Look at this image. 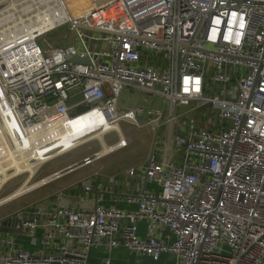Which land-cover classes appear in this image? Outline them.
I'll return each mask as SVG.
<instances>
[{
  "label": "built area",
  "instance_id": "built-area-1",
  "mask_svg": "<svg viewBox=\"0 0 264 264\" xmlns=\"http://www.w3.org/2000/svg\"><path fill=\"white\" fill-rule=\"evenodd\" d=\"M56 1L0 0V189L23 175L30 184L77 148L63 137L87 113L103 114L109 133L124 119L165 129L147 164L126 171L138 182L125 198L136 211L38 202L13 229L35 250L0 232V264H88L98 247L157 264H264V0H90L76 17ZM63 27L75 44L63 34L50 45L45 36ZM124 87L162 96L165 108H121ZM118 135L82 165L126 147Z\"/></svg>",
  "mask_w": 264,
  "mask_h": 264
},
{
  "label": "crops",
  "instance_id": "crops-1",
  "mask_svg": "<svg viewBox=\"0 0 264 264\" xmlns=\"http://www.w3.org/2000/svg\"><path fill=\"white\" fill-rule=\"evenodd\" d=\"M92 1L94 2V0ZM101 1L103 2L99 3V5L97 6H100L101 4H104L106 2L104 0H101ZM66 3H67L66 6L69 7L70 10L74 9V11H71L73 17H76L79 13H81L87 7V5L88 6L91 5L90 0H67ZM121 100L123 99L121 98L120 101ZM149 101H151V98H149ZM134 107H137V106H132V107L129 106V107H121V108L126 109V108H134ZM181 111L182 113H184L187 111V108L182 107ZM81 119L83 120L84 118H81ZM125 122H127L123 126L125 132L122 131V128L120 127V124L118 122L116 125L118 132L111 131L110 133L108 132L102 135V138L101 137L98 139L91 138L90 140L84 143L86 144L87 142H91L94 140L98 141L99 148L96 151L92 153H87L86 155L82 157L69 159L68 162H65L64 165L57 168L56 170H53V172L49 174L48 176L55 174L57 172L63 171L65 169L71 168V167H75L71 172L78 170V169L79 170L85 169L86 171L83 172L80 180L77 181L76 183L72 184L71 186L58 188L57 190H54V191L52 190L49 196H43L41 199L37 200L36 203L44 202V204H46V206H48L50 209L60 207V208H70L73 210H81L85 208H93L96 205L100 204L105 207H115V208L127 210V211H136L137 205L128 204L125 198L128 195L138 193L139 191L138 182L135 178L129 177L126 174V171L136 166L147 164L153 152L154 142L157 137V134L158 133L160 134L159 130L160 129L164 130L165 126L158 130L157 128L151 125L148 126V123L145 119L143 118L140 119V123L137 126L145 127V129H151L152 131L151 133L149 131H146L150 137L146 136L144 140L140 141L141 142L140 144L145 145V148L147 150L143 153L137 154V153L128 152V149L134 145V141H133L134 139L130 136L128 125L134 122L130 120H126ZM142 123H145V124H142ZM111 133H114L118 140L114 144H106V142L104 141V137ZM118 134H120L121 136L123 135L122 137L129 141L126 147L118 148L117 150L113 152L105 154L101 159L95 161L93 164L89 166L82 165V161L86 157H89L101 151L104 147H111L115 145L116 143H118L120 140ZM154 134H155V137H154ZM160 135H162V133ZM71 172H68L67 174ZM52 182H50L49 184H51ZM49 184L41 188H44L48 186ZM85 188H89V189L86 190ZM146 188L147 190L152 191V192L159 191V187L156 184L148 183L146 185ZM3 217H6V215L2 216L0 219H2ZM138 226H139V235L145 238L148 235V228H149L148 222L145 220L140 221ZM7 234L15 235V248L16 249L23 248L29 251L35 250V246H33L30 240L24 235L17 234L13 229H9ZM41 234H42V230H39L37 232V236L40 237ZM105 259H108L110 261V264H157L151 259L141 254L134 253L125 247L93 248L89 255L88 264H103V261ZM164 260H166V256H163V261L160 263H163Z\"/></svg>",
  "mask_w": 264,
  "mask_h": 264
},
{
  "label": "rangeland",
  "instance_id": "rangeland-1",
  "mask_svg": "<svg viewBox=\"0 0 264 264\" xmlns=\"http://www.w3.org/2000/svg\"><path fill=\"white\" fill-rule=\"evenodd\" d=\"M63 34L68 35V38H69L68 43H70V45L75 44L74 36L72 32L69 31V27H63L55 31L54 33L46 35L45 38L47 39V42L50 45L59 46L60 37ZM41 44L42 45L44 44V47L48 48L44 42H41ZM149 97L150 96H148L146 92H143L138 89L130 88V87L129 88L124 87L121 91V98L123 100L120 101V106L121 107L137 106V107H143L145 109L151 108V109H158V110L164 109L166 101L162 96H155L153 98L150 97L151 101H149ZM126 109H129V108H126ZM74 113L75 114L73 115H78L79 110L77 109ZM96 117H97L96 121L93 120L89 122V125H87L86 130L81 127L84 125V122L81 118H78L75 120V124L79 126L77 129L76 128L74 129L80 130V131H87L88 133L81 137H77V135L75 134V136H73L74 138L72 139L71 138L64 139L63 144L66 147L75 145V147L77 148H75V150H72V152L61 155L49 161L45 165H43L41 169L38 170V173L35 175V177L30 182V184H34V183L36 184L40 179L51 174L53 170H56L57 168L64 165L65 162H68L69 159L82 157L86 155L87 153H92L96 151L99 148L98 141L96 140L87 142L84 145L83 144L79 145L82 142L97 136L98 134L102 133L104 130L107 129L103 127V123L97 114H96ZM125 121L126 120L118 121L120 124V127L122 128V131L124 132L125 130L123 126L124 124L127 123ZM75 124H74V127H75ZM142 124H145V123H142ZM128 130H129L130 136L134 139L133 140L134 145L128 149V152L137 153V154L145 152L147 149L145 148V145L140 144L141 143L140 141L144 140L146 136H149L146 131H149L151 133L152 130L145 129V127H141V126L139 127L135 125L134 123L128 125ZM162 132H164V130H160V134ZM154 137H155V134H154ZM117 140L118 139L114 133L108 134L107 136L104 137V141L106 142V144H114L115 142H117ZM58 146H60V144H58L56 147ZM85 171H86L85 169L75 170L69 174L64 175L63 177L52 182L51 184H49L48 186L44 188H39L31 193H28L20 198H17L16 200L12 202H9L7 204L0 206V218L5 215L8 216L10 214H14L18 212L20 209L33 205L34 203H36L37 200L41 199L43 196H49L52 190L54 191L61 187L71 186L72 184L80 180L83 172ZM26 180H27V175H23L18 178L12 179L9 183H7L4 187H2L0 189V201L3 200L5 197L9 196L10 194H12L13 192L17 191L21 186H23Z\"/></svg>",
  "mask_w": 264,
  "mask_h": 264
},
{
  "label": "bare ground",
  "instance_id": "bare-ground-1",
  "mask_svg": "<svg viewBox=\"0 0 264 264\" xmlns=\"http://www.w3.org/2000/svg\"><path fill=\"white\" fill-rule=\"evenodd\" d=\"M40 1H41V6L43 8H50V6H51L50 3L51 2H53V3L56 2L57 3L56 0H40ZM96 114L100 117V120L103 123V127L108 129V127L110 125L108 124L106 117L103 114H100V113H97V112H90V113H87L86 115L80 117V118H84L83 119L84 125L81 126V127L86 130L87 125H89L90 121H93V120L96 121V118H97ZM74 124H75V120L72 121V123H71L70 127L68 128L67 132H65L64 136H66V137H63V140L64 139H69V138L72 139V138H74L73 136H75V134L77 135V137H81V136H84V135H86L88 133L87 131L76 130L79 125L75 124V127H74ZM74 128H76V129H74ZM107 129L104 130L102 133L98 134L97 136L93 137V138H100V137L102 138V135H104V134H106L108 132ZM88 140H90V139H88ZM88 140H86V141H88ZM86 141L82 142L79 145L84 144ZM73 146L75 147V145H73ZM28 181L29 180H26V182L23 184V186H21L17 191L13 192L9 196H7L3 200H1L0 201V206H2L4 204H7L9 202H12V201L16 200L17 198H19L20 196H22V195H24V194H26V193H28L30 191H33V190H35V189H37L38 187L41 186L40 183L28 184Z\"/></svg>",
  "mask_w": 264,
  "mask_h": 264
},
{
  "label": "water",
  "instance_id": "water-1",
  "mask_svg": "<svg viewBox=\"0 0 264 264\" xmlns=\"http://www.w3.org/2000/svg\"><path fill=\"white\" fill-rule=\"evenodd\" d=\"M72 62L74 63H88L87 59L81 60L78 57L72 59ZM86 108H81L79 109V112L81 111H86ZM75 167H71L70 170H73ZM39 206V205H37ZM43 207H45V205H43ZM37 209L31 207L26 209V213L23 214L22 219L23 221H31L32 220V214L33 212H36ZM20 218L16 213L8 215L6 217H3L2 219H0V232L2 233H7L9 229H15L17 224L20 222Z\"/></svg>",
  "mask_w": 264,
  "mask_h": 264
}]
</instances>
